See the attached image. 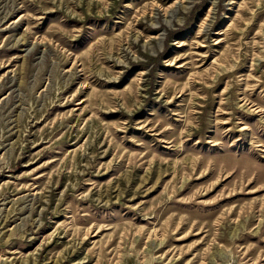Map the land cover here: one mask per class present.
<instances>
[{
  "label": "rangeland",
  "instance_id": "obj_1",
  "mask_svg": "<svg viewBox=\"0 0 264 264\" xmlns=\"http://www.w3.org/2000/svg\"><path fill=\"white\" fill-rule=\"evenodd\" d=\"M0 264H264V0H0Z\"/></svg>",
  "mask_w": 264,
  "mask_h": 264
}]
</instances>
